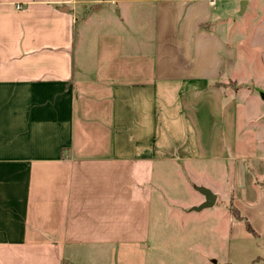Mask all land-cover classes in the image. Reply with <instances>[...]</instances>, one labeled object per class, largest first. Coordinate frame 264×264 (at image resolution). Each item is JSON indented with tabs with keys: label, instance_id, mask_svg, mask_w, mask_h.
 <instances>
[{
	"label": "crops",
	"instance_id": "1",
	"mask_svg": "<svg viewBox=\"0 0 264 264\" xmlns=\"http://www.w3.org/2000/svg\"><path fill=\"white\" fill-rule=\"evenodd\" d=\"M240 1L0 0V264H149L164 208L253 238L232 204L264 240L263 124L216 86L243 41L216 8Z\"/></svg>",
	"mask_w": 264,
	"mask_h": 264
},
{
	"label": "rangeland",
	"instance_id": "2",
	"mask_svg": "<svg viewBox=\"0 0 264 264\" xmlns=\"http://www.w3.org/2000/svg\"><path fill=\"white\" fill-rule=\"evenodd\" d=\"M223 4L218 3L216 12L228 18L230 26L237 24V36L234 39L237 42L234 45L243 41L236 46L238 58L233 65L235 74L232 73L236 81L230 79L220 84L229 91L237 85L238 94L235 96L241 106L240 118L242 121L245 116L252 118L253 127L258 123L263 124L259 132L264 133V47L261 48L262 53L258 48H249L254 28L264 23L261 22L263 15L259 8H255L254 12L243 11L242 14L237 13L238 8H235L224 15ZM90 10L84 9V13L87 15ZM165 185L174 189L177 185L175 174L167 177ZM172 195L168 194L166 198L169 206L178 200ZM189 212L192 219L181 223L174 222L172 217L175 213L171 210L164 208L153 213V219H162L160 223L155 222L161 229L158 234L152 235L154 239L150 243L149 264H264V240L231 237L227 219L221 213L206 215L207 209L198 213ZM129 263L139 264L140 261L137 257H127Z\"/></svg>",
	"mask_w": 264,
	"mask_h": 264
},
{
	"label": "water",
	"instance_id": "3",
	"mask_svg": "<svg viewBox=\"0 0 264 264\" xmlns=\"http://www.w3.org/2000/svg\"><path fill=\"white\" fill-rule=\"evenodd\" d=\"M245 9V0H241L239 4V13L242 14ZM199 193L204 196V202L197 207H193L192 209L195 211H199L204 208H210L214 205L215 202V195L205 188H198Z\"/></svg>",
	"mask_w": 264,
	"mask_h": 264
},
{
	"label": "trees",
	"instance_id": "4",
	"mask_svg": "<svg viewBox=\"0 0 264 264\" xmlns=\"http://www.w3.org/2000/svg\"><path fill=\"white\" fill-rule=\"evenodd\" d=\"M216 86L220 87L221 84H216ZM229 211L233 217L234 220L236 221H242L245 225V229L246 231L253 237V238H257L256 233L254 232L253 228L251 227L250 223L248 222V220L246 218H244L243 216H241V214L239 213V211L233 207L232 204H230L229 206Z\"/></svg>",
	"mask_w": 264,
	"mask_h": 264
},
{
	"label": "built area",
	"instance_id": "5",
	"mask_svg": "<svg viewBox=\"0 0 264 264\" xmlns=\"http://www.w3.org/2000/svg\"><path fill=\"white\" fill-rule=\"evenodd\" d=\"M219 0H207L210 6L214 7ZM16 8H20V6H17Z\"/></svg>",
	"mask_w": 264,
	"mask_h": 264
}]
</instances>
